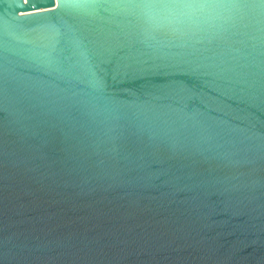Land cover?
Returning <instances> with one entry per match:
<instances>
[{"label": "water", "instance_id": "95a60500", "mask_svg": "<svg viewBox=\"0 0 264 264\" xmlns=\"http://www.w3.org/2000/svg\"><path fill=\"white\" fill-rule=\"evenodd\" d=\"M0 264H264V0H0Z\"/></svg>", "mask_w": 264, "mask_h": 264}]
</instances>
